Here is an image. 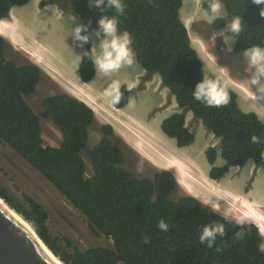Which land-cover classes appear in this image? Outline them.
Masks as SVG:
<instances>
[{"label": "trees", "instance_id": "16d2710c", "mask_svg": "<svg viewBox=\"0 0 264 264\" xmlns=\"http://www.w3.org/2000/svg\"><path fill=\"white\" fill-rule=\"evenodd\" d=\"M30 1L0 0V20L8 18L11 8ZM183 1L123 0L125 11L119 16L120 31L131 34L137 63L147 74L160 78L180 109L162 122L161 130L178 147L191 146L195 136L186 126V114L191 112L220 141V152L210 148L206 153L211 165L219 153L225 163L212 167V179L220 180L230 168L248 164L264 170V123L258 115L244 112L228 87L230 100L222 107H207L192 97V88L203 74L216 76L204 70L191 45L180 19ZM68 2L83 23L91 20L92 29L101 15H117L111 8L103 12L90 8L89 0ZM54 3L67 6L60 1ZM222 3L231 17L242 16L236 52L253 45L264 47V18L259 15L264 5H255L252 0ZM224 22L220 19L217 24ZM7 47L0 37V144L9 147L54 188L84 218L90 234L112 241L109 247L82 250L52 233L48 212L36 198L27 193L14 197L0 185V198L33 227L64 264H264V254L257 251L263 236L255 224L245 222L244 238L237 240L235 233L241 226L200 200L181 194L173 172L157 171L152 176L138 177L127 165L123 147L117 144L110 125H102L101 141L88 149L95 115L78 99L65 94L43 99L44 112L62 135L60 146H45L41 120L27 101L45 76L30 62L9 60ZM78 75L82 82L95 77L87 57L82 58ZM126 85L120 86V103L113 104L116 108L127 107L129 97H135L136 89L129 91ZM253 136L260 142L253 143ZM85 151L90 173L82 156ZM161 219L169 225L166 232L157 227ZM212 222L223 223L225 235L217 236L214 247L208 248L198 237L203 226ZM145 235L150 237L148 244L144 243Z\"/></svg>", "mask_w": 264, "mask_h": 264}, {"label": "rangeland", "instance_id": "374dc122", "mask_svg": "<svg viewBox=\"0 0 264 264\" xmlns=\"http://www.w3.org/2000/svg\"><path fill=\"white\" fill-rule=\"evenodd\" d=\"M195 1L197 11L202 7L207 8L204 0L203 3L201 0ZM193 2L194 0H184L183 2V10H181L184 11L182 18L185 24L189 21L187 15L190 16L197 12L190 11ZM33 4L35 5L34 9H29L34 6ZM49 5L52 6L48 0H32L27 6L13 8L10 12L12 18L8 16V21L11 24L5 25L16 31V33L12 32V35L15 37L19 35L22 39L8 45L7 58L21 64L30 61L39 67L46 65L52 70L55 79L59 83H63L62 86H59L52 78L45 76L38 86L36 94L27 99L28 104L41 119L45 146H58L62 137L49 117L45 115L43 99L49 95L62 94L61 92H65V88L69 87L74 90L75 96L95 102V106L100 109L102 114L98 115V111L95 109L98 119L113 125L114 136L118 137L116 141L123 147L127 165L138 177L152 176L166 166L181 165L189 171L190 182L188 180V183H184L180 177L182 186L184 188L189 186L191 191L190 193L182 189L184 192L195 196L204 204H210L214 211L217 210L220 214L235 217L236 220L246 218L247 215H245L242 205H238L239 202L245 203L249 213L252 208L254 209L252 215L258 216L259 219L253 221L260 226L264 235V171L253 164H248L243 168H231L230 174L220 180V183L209 179L206 175L210 166L207 163L205 152L212 146H218V140L206 132L190 113L186 115L187 126L196 135L192 147L179 149L176 147L175 141L162 134L160 132L161 124L175 112L176 104L172 102L169 91L163 88L157 75L146 74L145 81L149 80L147 85L144 80H140L145 73L136 60L132 65H125L109 75L97 73L89 84L78 81L77 66L80 63L79 55H82V51L73 47L70 35L73 27L82 21L74 13L60 11L57 6L39 12L40 8ZM221 18L226 19L224 25L231 20L225 7L218 19ZM203 20V12L199 11V15L193 19L194 24H186V26L192 44L198 51L206 71L223 80L229 78L234 84L240 86L243 85L239 79L247 84V63L243 55L222 50L224 46L222 41L218 43H215V40L211 41L213 32L209 26H205L206 23ZM113 81L118 82L119 85L124 83L136 85L135 103L132 107L112 108V103L110 98L105 95V90ZM243 87L248 95L240 94L242 110L256 112L264 123V96H255L250 85L251 90ZM89 91L93 94H90ZM92 102L89 101V104L92 105ZM131 118L138 121L135 123L144 130L140 131L142 135L135 134L137 126ZM100 121L96 122L90 131L88 149L95 148L101 141L103 123ZM137 139L139 144L146 149L145 155L141 154L140 150L134 146ZM126 140L130 144H128L129 147L125 144ZM147 150L151 153H148ZM82 156L88 173H90L88 151H85ZM160 159L163 160L162 163L159 162ZM216 162L218 165L223 164L220 155ZM138 164L142 165V171H137ZM155 165L162 167L159 169ZM193 175L196 179L193 178ZM0 185L14 197H20L21 194L27 193L36 198L48 212V222L55 236L70 240L73 245L82 250L96 246H112V241L96 238L90 234L84 218L38 172L3 144H0ZM181 194L185 193L181 191Z\"/></svg>", "mask_w": 264, "mask_h": 264}, {"label": "clouds", "instance_id": "9594fccd", "mask_svg": "<svg viewBox=\"0 0 264 264\" xmlns=\"http://www.w3.org/2000/svg\"><path fill=\"white\" fill-rule=\"evenodd\" d=\"M48 1H49V4L52 5V7L57 6V8L62 12L73 13L68 0H64V4L67 5L66 7H60L59 5L54 3V1H59V0H48ZM201 1L203 3V0H201ZM204 3L207 4V8L205 9L202 7L201 9H198L197 12H195L192 15H190L189 17H187V20L190 21V20L194 19L197 15H199V11H202L203 12V19H204L203 21L206 23L205 26H209L213 32V36L211 38V41L215 40L216 41L215 43H218L219 42L218 40H220L223 42V45H224L222 47V50H224L228 53L235 52L236 55L237 54L243 55V57L245 58L246 63H247L246 72L248 73L247 84L243 83L242 79H239L241 84L243 86L249 88L250 90L252 88L255 96H257V97L264 96V47H261L260 45H253L249 48L244 49L243 52L237 53L236 52V41H237V37L239 36V34L242 30V24H243L242 16L238 15V16L231 17L225 8L228 16L231 17V20L229 22L225 23V25L224 24L219 25V24H217V21L220 20L218 18L221 16V13L223 11V7H225V5L222 3V0H204ZM252 3L255 5H264V0H252ZM19 7L20 6H15L13 8H19ZM89 7L92 9H100L101 12H103V10L105 8H111V9L115 10L117 15H112V16L101 15L100 19L96 22L97 26L95 29H92V27H91V20H89V22L87 24L82 22V23L76 24V26L73 27L71 35H70L71 40H72V45L74 48L81 49V51H82V49H84L82 55H79L81 57V61H82L83 57H87L88 60H90L92 62L96 74L102 73L104 75H109L113 72H116L125 65H128V66L132 65L134 63V60H136V59H135V53H134L133 48H132L133 40H132L131 34L126 30L120 31V29H119V16L123 15L124 11H125V4H124L123 0H89ZM13 8H11V10ZM11 10H10V12H11ZM259 15L261 18H264V7L260 8ZM9 16H10V13H9ZM180 19L188 31L186 24L184 23V21L181 18V15H180ZM221 19H224V18H221ZM8 20H9V17L6 18L5 20H0V21L8 22ZM225 20L226 19H224V21ZM188 34H189V31H188ZM0 37L5 39L7 44L10 45L7 37H5L3 35H0ZM189 37H190V34H189ZM190 41H191V45H192L193 49L198 53V51L195 49V47L192 44L193 42L191 40V37H190ZM89 44H91L90 49L85 48V45H89ZM198 56H199V54H198ZM199 58H200V56H199ZM200 60H201V58H200ZM81 61L78 64L77 69L80 67ZM201 62L203 64V68H204V63L202 60H201ZM37 67H39V66H37ZM40 70L42 71L43 75L45 74L44 76H46V73L41 68H40ZM204 70H206V69L204 68ZM143 72L145 73V75H143V78L140 80H144L145 85H147L146 83L149 81V80L145 81V76L147 73L144 70H143ZM147 75H149V74H147ZM153 75H156V74H153ZM228 79L223 80L219 76H216L215 78H211L208 75L203 74L202 80L197 82L195 84V86L192 88L193 89L192 90L193 99L196 101H199L200 103L204 104L207 107H217L218 108V107L225 106L229 103V100H230L229 94L227 91V87H228L231 91H233L236 94L237 100H238L239 105L241 107L240 100H242V97L240 96V94H242V95L247 94V92L245 91L243 86L234 84L230 79L229 80ZM77 80L83 84H89L92 81L91 80L90 82H82L79 75H78ZM124 84H127V83H124ZM248 84L251 86V88L249 87ZM120 86L121 85H119L118 82L113 81L110 83L108 88L105 90V95L110 98V102L112 103L113 109H119V108H116L115 106H113V104H119L120 103V100H121ZM135 87H136V85L134 83H128L126 85V88L129 91ZM37 89H38V87H37ZM61 93L65 94V95H70V96L78 99L79 101L83 102L86 106H88L93 111V113L95 115V123H96L95 110L91 105H89V103H87L86 100L81 99L77 96L71 95L66 91L61 92ZM54 95H58V94H54ZM54 95H49V96H54ZM172 97L175 99L174 96H172ZM89 101H91V100H89ZM93 103L95 104V102H93ZM134 103H135L134 99L132 97H129L127 107H132ZM175 103H176V99H175ZM121 109H123V108H121ZM241 109H242V107H241ZM177 112H180V109L176 103L175 112H173L170 116H172L173 114H175ZM187 113L192 114L191 112H187ZM253 113L257 114L256 112H253ZM45 115H47V114L45 113ZM192 116L194 117L193 114H192ZM258 117H259V115H258ZM194 119H196V118L194 117ZM196 120L199 121L200 125L202 126V128L206 132H208L210 135H212L213 138H216L211 132H209L204 127V125L202 124V121L200 119H196ZM102 125H110L111 127L113 126L109 123H105ZM53 126H54V124H53ZM186 126H187V121H186ZM160 132L162 134H164L162 132V130ZM114 135H115V132H114ZM194 136L196 137L195 134H194ZM42 137H43V129H42ZM61 137H62V135H61ZM114 138L116 140H118L117 139L118 137L114 136ZM167 138H169V137H167ZM169 139H172V138H169ZM216 139L218 140L219 145L214 146V147L212 146L210 148H215L218 150V152H220V148H221L220 141L218 138H216ZM251 139H252L253 143H259L260 142V138L257 136H253ZM172 140L175 141L174 139H172ZM61 142H62V140H61ZM60 144L58 146H60ZM125 144L129 147V145L126 141H125ZM175 144H176V147L179 149L189 148V147H192L194 145V143H193L191 146H188V147H178L176 141H175ZM58 146H52V147H58ZM127 146H125V147H127ZM210 148H208V149H210ZM208 149L205 152L206 160H207L206 153H207ZM219 155L221 157V154L219 153L217 158H219ZM261 155H262V157H264V153H262ZM149 162H151V161H149ZM159 162L162 163L163 160L160 159ZM207 163L210 166V168H209V170H208L209 172L207 173L206 176L209 179L220 183V180H222L224 177L220 180H214L210 177V171H211L212 167L223 166L225 164L224 160H223L222 165H218L217 162L214 165H211L208 161H207ZM155 166L158 167L159 169L162 167V166L160 167L157 165H155ZM233 168H236V167H233ZM258 168L263 170L261 167H258ZM180 170H182V172ZM137 171H142V165H139V164L137 165ZM158 171L173 172L175 177H176L177 184L181 188V191L183 193H185V195L192 196V195L187 194L186 192H184L182 190V189H184L185 191H188L191 193V191L189 190V186L187 188H184L181 184V181H180V177L187 178L189 180V176H188L189 171L185 167H183L181 165H173L170 167L166 166L164 169H160ZM229 174L230 173H228L227 176ZM193 178L196 179L195 176ZM189 182H190V180H189ZM192 197L196 198L195 196H192ZM196 199H198V198H196ZM198 200H200V199H198ZM239 205H242V207H243L244 203L241 202V203H239ZM208 206L211 207L210 204ZM215 212H218V211L216 210ZM222 216H225L226 218H229V219L235 221L236 225L241 226L240 230L235 233V238L237 240H242L244 238L245 222H251V223L255 224L258 227L261 235L263 236V238L257 244V251L259 253L264 254V235L260 229V226L253 221L254 219L251 220L248 217H246V218L243 217L241 219L236 220L235 217H232V216H229L226 214H223ZM157 227L159 230L166 232V231H168L169 225L165 222L164 219H161L158 222ZM224 235H225V225L223 223H219V222H212L210 224H206L203 226V228L200 230L198 239H199V242L201 244H206V246L208 248H213L215 245V241H216L217 236L223 237ZM149 242H150V237L145 235L144 243L148 244ZM217 250H219V249H217Z\"/></svg>", "mask_w": 264, "mask_h": 264}, {"label": "water", "instance_id": "95a60500", "mask_svg": "<svg viewBox=\"0 0 264 264\" xmlns=\"http://www.w3.org/2000/svg\"><path fill=\"white\" fill-rule=\"evenodd\" d=\"M30 227L32 232L0 204V264H56L44 250L49 248Z\"/></svg>", "mask_w": 264, "mask_h": 264}, {"label": "crops", "instance_id": "0c3cea01", "mask_svg": "<svg viewBox=\"0 0 264 264\" xmlns=\"http://www.w3.org/2000/svg\"><path fill=\"white\" fill-rule=\"evenodd\" d=\"M34 5V4H33ZM35 5H36V3H35ZM35 5L34 6H32V7H29V9L31 8V10H33L34 9V7H35ZM27 6V5H26ZM192 6H194L193 7V10L194 11H197V5H196V2H195V0H194V2H193V4H192ZM50 7V8H49ZM51 7L52 6H48V7H44V8H40L39 9V12H43V11H45V10H48V9H51ZM37 10H38V8H37ZM182 16V15H181ZM11 18H12V16H10ZM187 17H189V16H187ZM190 22H194L193 21V19L192 20H190ZM4 24H3V26H5V25H10L11 24V22L10 21H8L7 23H6V21L5 22H3ZM10 23V24H9ZM5 34L3 35V36H5V37H7L10 41V44H13V42H16V41H21L22 39L19 37V35L17 36V37H15V36H13L12 35V32H14V33H16V31L15 30H11L10 28H8L7 26H5ZM12 36V37H11ZM16 40H15V39ZM45 73H46V77H48V78H52L55 82H57V84L59 85V86H62L63 85V83L61 84V83H59L56 79H55V77L53 76V73H52V70L48 67V66H46V65H41V67H40ZM65 90H66V92H68L69 94H71V95H74L75 96V92H74V90H71V88L69 89V87L66 89L65 88ZM89 93L90 94H93L92 92H90L89 91ZM80 98V97H79ZM82 99V98H81ZM90 102H92V101H90ZM87 103H89V101H87ZM90 105V104H89ZM93 108H94V110L96 109L98 112V115L99 114H101L100 112V109H98L96 106H95V104L92 102V105H91ZM96 110H95V114H97L96 113ZM97 115V116H98ZM102 115V114H101ZM96 116V122H99L100 120L98 119V117ZM104 117V116H103ZM100 118V117H99ZM100 122H102L103 124H105V123H108L107 121H103V120H101ZM135 134H139L140 133V130H137L136 128H135ZM139 131V132H138ZM143 133V132H142ZM144 135H146V133H143ZM137 135H136V137H137ZM140 135H142V134H140ZM144 138H146V137H144ZM126 142H127V140H126ZM128 143V142H127ZM136 143H138V144H136ZM136 143H135V147L137 148V149H139L140 150V153L141 154H143V155H145L144 153L146 152L145 150L146 149H144V147L143 146H141L140 144H139V140L137 139L136 140ZM129 144V143H128ZM146 144V143H145ZM130 145V144H129ZM147 145V144H146ZM147 152L148 153H151L150 151H148L147 150ZM148 153H146V154H148ZM149 155V154H148ZM152 156V155H151ZM181 172H182V170H180ZM183 179V182L184 183H188V179L187 178H182Z\"/></svg>", "mask_w": 264, "mask_h": 264}, {"label": "bare ground", "instance_id": "6f19581e", "mask_svg": "<svg viewBox=\"0 0 264 264\" xmlns=\"http://www.w3.org/2000/svg\"><path fill=\"white\" fill-rule=\"evenodd\" d=\"M196 2V1H195ZM193 7L194 6H190V11H194L193 10ZM200 9V8H199ZM183 10V9H182ZM182 10H181V12H180V15H182L181 16V18L183 17V13H184V11L182 12ZM187 15V14H186ZM188 16V15H187ZM182 20H183V18H182ZM197 20V19H196ZM3 22H5V21H0V35H4L6 32V30H5V26H3ZM185 22V21H184ZM186 24L188 25V24H194V22H190V21H188V22H186ZM5 32V33H4ZM14 36V35H13ZM12 37V36H11ZM15 39V38H14ZM16 40V39H15ZM15 43V42H14ZM165 89V88H164ZM170 94V93H169ZM171 96V95H170ZM171 100H172V102L173 103H175V100H174V98L173 97H171ZM176 104V103H175ZM129 112V111H128ZM131 120H132V122L135 124V126H137V128L136 129H138V130H140V131H144L143 129H141L140 128V125L138 126L135 122H138V121H134V119L133 118H131ZM143 126V125H142ZM146 126V125H145ZM146 128H147V126H146ZM148 130V129H147ZM139 132V131H138ZM148 133V132H147ZM150 133V132H149ZM153 133V132H152ZM140 134V133H139ZM152 138H153V135H152ZM162 140V139H161ZM156 141H157V138H156ZM158 142V141H157ZM152 144V143H151ZM156 144V143H155ZM154 144V145H155ZM160 144H162L161 143V141H160ZM170 144V143H169ZM165 145V144H164ZM163 145V146H164ZM166 145H167V143H166ZM166 147V146H165ZM158 148H160V147H158ZM167 148V147H166ZM168 151V150H167ZM193 168V167H192ZM194 170V169H193ZM208 184V183H207ZM201 188H204V187H201ZM217 191V190H216ZM219 192V191H218ZM238 196V195H237ZM246 200V199H245ZM236 202H237V200H235ZM262 201V200H261ZM234 203V202H233ZM238 203V202H237ZM240 203V202H239ZM239 203H238V205H239ZM0 204L5 208V210L10 214V215H12L16 220H18L27 230H30L31 232H32V228L30 227V225H28V223L19 215V214H17L13 209H11L1 198H0ZM243 208V210H244V213H245V215H247L246 217H248L249 219H254V220H258L259 218H258V216H256V215H252V214H254L253 213V211H254V209L252 208V211H250V213L248 212V210L246 209V205H245V203H244V206L242 207ZM256 210V209H255ZM232 212V211H231ZM235 213V212H234ZM256 213V212H255ZM251 214V215H250ZM263 221V220H262ZM261 235V234H260ZM262 236V235H261ZM43 248H44V246H43ZM44 250L46 251V253L51 257V259L56 263V264H63L55 255H53L50 251H49V249H47L46 247L44 248Z\"/></svg>", "mask_w": 264, "mask_h": 264}, {"label": "flooded vegetation", "instance_id": "af4514ba", "mask_svg": "<svg viewBox=\"0 0 264 264\" xmlns=\"http://www.w3.org/2000/svg\"><path fill=\"white\" fill-rule=\"evenodd\" d=\"M61 3H64V0H59ZM218 40V39H217ZM218 41H220V40H218Z\"/></svg>", "mask_w": 264, "mask_h": 264}]
</instances>
